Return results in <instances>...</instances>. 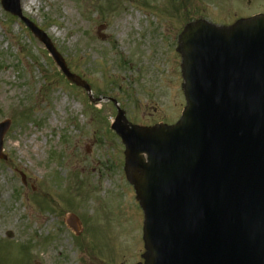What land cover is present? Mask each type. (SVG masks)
<instances>
[{
    "label": "rangeland",
    "instance_id": "obj_1",
    "mask_svg": "<svg viewBox=\"0 0 264 264\" xmlns=\"http://www.w3.org/2000/svg\"><path fill=\"white\" fill-rule=\"evenodd\" d=\"M21 1L22 18L93 101L0 4V122L11 121L0 160V264H142L143 214L109 123L122 110L137 127L175 124L185 107L183 27L233 25L264 14V0H31L26 9Z\"/></svg>",
    "mask_w": 264,
    "mask_h": 264
},
{
    "label": "water",
    "instance_id": "obj_2",
    "mask_svg": "<svg viewBox=\"0 0 264 264\" xmlns=\"http://www.w3.org/2000/svg\"><path fill=\"white\" fill-rule=\"evenodd\" d=\"M1 5L27 25L68 81L90 92L22 18L18 0ZM177 51L186 98L179 122L128 129L119 112L113 126L144 213L145 264H264V16L229 28L188 24ZM9 125L0 124L3 160ZM66 221L77 232L76 217Z\"/></svg>",
    "mask_w": 264,
    "mask_h": 264
},
{
    "label": "bare ground",
    "instance_id": "obj_3",
    "mask_svg": "<svg viewBox=\"0 0 264 264\" xmlns=\"http://www.w3.org/2000/svg\"><path fill=\"white\" fill-rule=\"evenodd\" d=\"M33 1H31V0H22L21 1V8L22 9H26V8H28V7H33Z\"/></svg>",
    "mask_w": 264,
    "mask_h": 264
}]
</instances>
